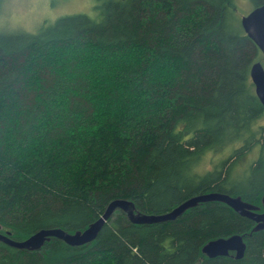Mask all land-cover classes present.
Here are the masks:
<instances>
[{
	"label": "trees",
	"instance_id": "1",
	"mask_svg": "<svg viewBox=\"0 0 264 264\" xmlns=\"http://www.w3.org/2000/svg\"><path fill=\"white\" fill-rule=\"evenodd\" d=\"M95 7V16L63 14L36 31L0 30V224L15 238L41 227L74 231L116 197L157 213L210 190L263 209L264 105L249 69L264 61L235 3ZM228 144L219 164L199 171L207 151ZM254 148L236 180L231 169ZM253 225L220 200L150 223L116 209L80 245L51 237L27 250L0 241V264H264V228ZM232 233L244 234L242 257L202 252Z\"/></svg>",
	"mask_w": 264,
	"mask_h": 264
},
{
	"label": "water",
	"instance_id": "2",
	"mask_svg": "<svg viewBox=\"0 0 264 264\" xmlns=\"http://www.w3.org/2000/svg\"><path fill=\"white\" fill-rule=\"evenodd\" d=\"M240 24L244 31L253 39L262 53L264 61V2L253 6L247 13L240 16ZM250 77L254 85V91L261 103L264 105V66L261 60H255L249 69ZM220 200L231 206L240 215L246 216L254 221L253 230L264 228V195L262 207L251 201L243 199L240 194L210 190L195 193L183 199L170 209L163 212H145L138 210L131 199L116 197L106 205L102 214L90 222L84 228L69 231L60 226L41 227L24 238H15L10 231H0V240L6 244L27 250H39L51 237L62 239L70 245H80L94 240L105 221L116 209L125 212L127 218L134 223H150L165 220H173L183 212L202 201ZM1 229V224H0ZM246 243L244 234L232 233L228 236H219L205 242L201 248L202 252L209 256L225 255L231 250L236 257L244 255Z\"/></svg>",
	"mask_w": 264,
	"mask_h": 264
},
{
	"label": "rangeland",
	"instance_id": "3",
	"mask_svg": "<svg viewBox=\"0 0 264 264\" xmlns=\"http://www.w3.org/2000/svg\"><path fill=\"white\" fill-rule=\"evenodd\" d=\"M99 0H1L0 2V30H27L36 31L42 26L49 25L63 14L84 12L91 16L96 15L95 4ZM236 6V13L240 17L252 7L251 0H232ZM264 66V65H263ZM262 118L259 119V121ZM255 147V146H254ZM257 147V146H256ZM234 148L232 144L226 145L222 150H211L204 154L198 164L200 172L210 170L219 164ZM228 153V154H227ZM227 154V155H226ZM257 148L246 150L231 169L232 177L243 179L250 167L251 161L257 156ZM231 160H229L230 162Z\"/></svg>",
	"mask_w": 264,
	"mask_h": 264
},
{
	"label": "flooded vegetation",
	"instance_id": "4",
	"mask_svg": "<svg viewBox=\"0 0 264 264\" xmlns=\"http://www.w3.org/2000/svg\"><path fill=\"white\" fill-rule=\"evenodd\" d=\"M264 121V118L262 117V119H261V121L260 122H263ZM6 230H8V229H6L4 226H2L1 225V229H0V231L1 232H3V233H5L6 232ZM11 235V234H10ZM12 236V235H11ZM13 237V236H12ZM1 241V240H0ZM3 242V241H2ZM5 243V242H4Z\"/></svg>",
	"mask_w": 264,
	"mask_h": 264
},
{
	"label": "bare ground",
	"instance_id": "5",
	"mask_svg": "<svg viewBox=\"0 0 264 264\" xmlns=\"http://www.w3.org/2000/svg\"><path fill=\"white\" fill-rule=\"evenodd\" d=\"M252 81V80H251Z\"/></svg>",
	"mask_w": 264,
	"mask_h": 264
}]
</instances>
